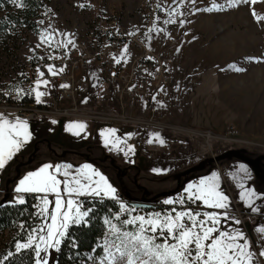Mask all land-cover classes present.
I'll return each mask as SVG.
<instances>
[{
	"label": "rangeland",
	"instance_id": "1",
	"mask_svg": "<svg viewBox=\"0 0 264 264\" xmlns=\"http://www.w3.org/2000/svg\"><path fill=\"white\" fill-rule=\"evenodd\" d=\"M155 5L164 13L154 14L151 7ZM36 6L37 15L31 21L34 26L29 28L23 20L17 26L10 24L7 47L0 44L3 104H9L12 93L19 103H37L36 92L47 94L49 90L44 81L38 89L37 84L29 88L16 84L28 74L27 63L39 53L56 58L59 47L67 50L101 16L126 28L129 36L140 34L152 50H163L171 37L178 43L170 82L163 87V99L157 104L166 128L72 117L19 118L26 122L19 131L26 132L28 138L16 137L20 147L0 169V202L7 187L11 201L20 202L26 194L16 191L20 181L45 165H52L47 171L60 183L59 197L51 192H30L38 195V221L25 241L15 243V251H56L72 224L85 223L90 202L109 199L118 204L119 211L108 220L107 238L101 243L106 244V259L94 258L90 264H117V248L127 243L124 233H139L138 217L153 220L158 214L163 220L180 212L204 220L206 213L215 214L218 222H208L218 230L213 238L221 232L237 236L236 243H246L245 252L254 253L251 261L241 257L244 264H264L260 255L264 233L259 231L264 224V162L258 168L236 158L210 162L234 149L254 159L264 156V62H257L264 61V0L235 5L231 0H37ZM24 8V0H13L8 8L0 9V19ZM45 14H52L55 23H44ZM135 55L134 46L126 45L118 55L119 64L127 65ZM50 67L55 72L53 63L47 68L52 73ZM77 78L79 104L119 113L116 86L108 82L102 69L82 72ZM136 116L143 118L144 108ZM0 117L7 116L0 113ZM4 119L11 124L17 118ZM79 124L86 127H76ZM9 126H5V135ZM228 127H235L239 134L228 135ZM204 160L203 170L183 174ZM202 180L215 184L216 190L228 197L226 209L208 207L195 198L193 193L203 187ZM179 183L183 190L174 193ZM65 214L67 220H63ZM143 226L148 228L147 223ZM14 236L11 231L0 233V253L5 259L12 256ZM161 238L157 234V242ZM18 244L29 246L18 248Z\"/></svg>",
	"mask_w": 264,
	"mask_h": 264
},
{
	"label": "built area",
	"instance_id": "2",
	"mask_svg": "<svg viewBox=\"0 0 264 264\" xmlns=\"http://www.w3.org/2000/svg\"><path fill=\"white\" fill-rule=\"evenodd\" d=\"M151 11L154 14L164 13L163 8L157 5L152 6ZM43 22L51 24L55 23V19L52 14H45ZM139 36H129L127 29L117 26L115 21L109 22L106 17H99L84 36L76 38L67 50L59 47L56 58L51 59L48 53H39L36 60L27 63L28 74L16 84L29 88L34 87L37 81H47L48 93L41 95L39 102L22 104L12 93L9 104H3V94L0 92V113L7 116L4 118L37 120L40 116L72 117L112 125L166 128L157 104L163 99V87L171 79L173 54L178 40L171 37L160 51L150 49ZM126 45L134 46L136 57L127 65H120L118 55ZM50 63H53L55 75L47 70ZM97 68L102 69L108 82L116 86L119 113L88 109L77 102V76ZM39 73H43V76ZM142 108L145 116L140 118L136 112ZM227 134L236 137L239 131L235 127H228Z\"/></svg>",
	"mask_w": 264,
	"mask_h": 264
},
{
	"label": "snow or ice",
	"instance_id": "3",
	"mask_svg": "<svg viewBox=\"0 0 264 264\" xmlns=\"http://www.w3.org/2000/svg\"><path fill=\"white\" fill-rule=\"evenodd\" d=\"M194 2V0H193ZM255 0H231V3H254ZM255 16L256 14L253 13ZM262 19L260 17L257 18ZM71 42V41H69ZM126 51V50H125ZM119 63V61H117ZM264 62V61H257ZM235 67V66H231ZM240 71V69H235ZM49 71L52 72L51 67ZM62 71V69H60ZM55 75V72H52ZM43 76V73H40ZM46 84L47 81H44ZM40 86V81H37V89ZM67 87V85H63ZM44 93L37 91L36 98L39 102V97ZM3 122L0 123V169L5 167L6 162L11 159L12 155L20 147V142L16 139L17 136L23 135L25 139L28 138L26 132L21 133L19 130L21 127H26V122H22L19 118L14 123H11L0 117ZM10 125L7 128V135H5V126ZM78 128L86 127L83 124L76 125ZM115 131V130H111ZM158 138V137H157ZM151 142V141H150ZM163 143V141H161ZM87 167V166H85ZM52 168V165H45L39 170V172L29 173L28 176L20 181V187L16 189L17 192H41V193H56L57 185L60 183L55 177L48 173V169ZM246 171V169H243ZM59 171V168L56 169ZM103 179V177H101ZM77 184L79 181L76 182ZM201 187L196 193H193L196 199H202L203 202L211 208L226 209L228 197L222 192L216 190L215 184H209L202 180L200 182ZM189 188H192L190 185ZM114 192L115 190L112 189ZM23 199L20 203H23ZM45 203L48 201L45 199ZM72 201H68L71 205ZM167 203H173L167 201ZM56 207L59 208V199L57 200ZM207 220L198 219L195 214L180 212L176 216L166 217L161 220L157 214L153 220H146L145 217H138L140 221L139 233L127 232L124 236L127 237V243L123 248H117L119 257L117 258V264H244L241 257L251 261L254 253L251 251L245 252L247 244L236 243L237 236H233L229 233H219L218 238H213L212 234L218 232L215 227L208 226V222L213 224L217 223L215 214L206 213ZM187 217L188 222H184V218ZM53 223L56 218L53 216ZM63 220H67V215H63ZM238 223V221H236ZM131 223V222H129ZM144 223L148 224V228L145 229ZM66 227V225H64ZM261 233H264V228L259 229ZM146 232H150L151 235H145ZM157 234L162 238L160 242H157ZM60 235H63L61 232ZM240 235V234H238ZM49 238L52 237L51 230L48 233ZM44 237H40V240H44ZM211 240V243H206ZM59 241L57 240L56 243ZM28 244L17 245L20 247H28ZM264 256V252L260 253ZM41 260H44L41 257Z\"/></svg>",
	"mask_w": 264,
	"mask_h": 264
},
{
	"label": "trees",
	"instance_id": "4",
	"mask_svg": "<svg viewBox=\"0 0 264 264\" xmlns=\"http://www.w3.org/2000/svg\"><path fill=\"white\" fill-rule=\"evenodd\" d=\"M13 0H0V9L8 8ZM25 8L15 13L7 14L6 19H0V44L7 47L11 37L8 30L10 24H20L21 20L32 28V19L37 15V0H24ZM15 28V27H14ZM174 193L183 190L179 183ZM23 203L11 201L0 202V233L4 231L14 232L15 236L10 243L12 256L5 259L0 253V264H90L94 258L105 260V245L101 243L107 238V223L119 211V206L109 199H95L90 202V212L85 223L72 224L66 231L63 239L52 252L48 249H28V251H15L17 241H25L28 231L38 221L35 205L38 201L36 193L26 192L22 197ZM117 252V251H116ZM118 253V252H117ZM41 257L44 260H41Z\"/></svg>",
	"mask_w": 264,
	"mask_h": 264
},
{
	"label": "water",
	"instance_id": "5",
	"mask_svg": "<svg viewBox=\"0 0 264 264\" xmlns=\"http://www.w3.org/2000/svg\"><path fill=\"white\" fill-rule=\"evenodd\" d=\"M234 158L241 160L243 163H245L248 166L253 167V168H258L260 166L261 162L262 161L264 162V156H261L259 158L254 159V158L245 156L242 152H240L237 149L226 150L223 153H220L219 155L211 158L210 162L218 163L219 161H222V160L234 159ZM206 163H207V161L204 160L203 162H201L197 165L191 166L183 174L190 175V173H192V172L203 170L206 166ZM17 177H19V171H18ZM9 198H10V194H9V189L7 187L6 196L1 200V202L6 201Z\"/></svg>",
	"mask_w": 264,
	"mask_h": 264
},
{
	"label": "crops",
	"instance_id": "6",
	"mask_svg": "<svg viewBox=\"0 0 264 264\" xmlns=\"http://www.w3.org/2000/svg\"><path fill=\"white\" fill-rule=\"evenodd\" d=\"M261 225H262V228H263L264 227V224L262 223Z\"/></svg>",
	"mask_w": 264,
	"mask_h": 264
}]
</instances>
